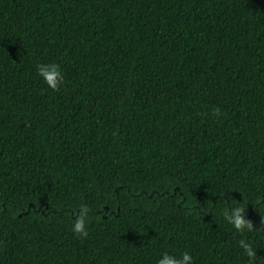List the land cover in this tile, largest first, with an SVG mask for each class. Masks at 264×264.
Masks as SVG:
<instances>
[{"label":"trees","instance_id":"obj_1","mask_svg":"<svg viewBox=\"0 0 264 264\" xmlns=\"http://www.w3.org/2000/svg\"><path fill=\"white\" fill-rule=\"evenodd\" d=\"M241 239L264 264V0H0V264H249Z\"/></svg>","mask_w":264,"mask_h":264},{"label":"clouds","instance_id":"obj_2","mask_svg":"<svg viewBox=\"0 0 264 264\" xmlns=\"http://www.w3.org/2000/svg\"><path fill=\"white\" fill-rule=\"evenodd\" d=\"M36 74L47 89H50L53 92L59 91L64 83V75L61 67L55 62L38 63L36 65ZM212 115L220 117L221 110L219 108L214 109ZM88 213V207L81 204L79 206L77 218L72 223V231L77 236L86 238L89 234L87 231ZM224 215L230 217L229 223L237 232L243 233L246 230L250 231L253 228L251 222L245 218V208L243 206L238 205L230 209H225ZM239 247L249 258V264H252V261L256 258V251L251 243L241 239L239 241ZM157 264H195V261L193 256L187 251L181 253L179 257L164 252L157 260Z\"/></svg>","mask_w":264,"mask_h":264},{"label":"water","instance_id":"obj_3","mask_svg":"<svg viewBox=\"0 0 264 264\" xmlns=\"http://www.w3.org/2000/svg\"><path fill=\"white\" fill-rule=\"evenodd\" d=\"M29 207H33L32 205H30ZM107 210V208H105ZM210 217V214L205 218L208 219Z\"/></svg>","mask_w":264,"mask_h":264},{"label":"flooded vegetation","instance_id":"obj_4","mask_svg":"<svg viewBox=\"0 0 264 264\" xmlns=\"http://www.w3.org/2000/svg\"><path fill=\"white\" fill-rule=\"evenodd\" d=\"M107 211V210H106ZM257 211L255 210V213H256ZM249 214H247V217L245 216V218H248L249 216H248ZM103 218H105V216H103Z\"/></svg>","mask_w":264,"mask_h":264}]
</instances>
